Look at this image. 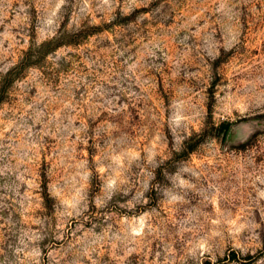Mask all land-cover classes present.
Masks as SVG:
<instances>
[{
  "label": "rangeland",
  "instance_id": "374dc122",
  "mask_svg": "<svg viewBox=\"0 0 264 264\" xmlns=\"http://www.w3.org/2000/svg\"><path fill=\"white\" fill-rule=\"evenodd\" d=\"M0 264H264V0H0Z\"/></svg>",
  "mask_w": 264,
  "mask_h": 264
},
{
  "label": "trees",
  "instance_id": "16d2710c",
  "mask_svg": "<svg viewBox=\"0 0 264 264\" xmlns=\"http://www.w3.org/2000/svg\"><path fill=\"white\" fill-rule=\"evenodd\" d=\"M59 45L60 44H58V42L56 41V39H51V40H49L47 42H44V43H42L40 45V47H39L40 49H39L38 53L41 56H43V55H45V54L53 51L56 47H59ZM19 69H17V70L19 71ZM16 75H17V72L14 71V70L11 71L10 73H8L7 74V82L6 83H8L9 81L11 82L14 79V77H16ZM5 89L6 88H3L2 93L6 91Z\"/></svg>",
  "mask_w": 264,
  "mask_h": 264
}]
</instances>
